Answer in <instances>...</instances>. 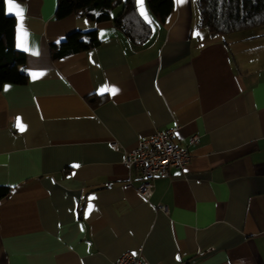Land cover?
Instances as JSON below:
<instances>
[{
	"label": "crops",
	"instance_id": "crops-1",
	"mask_svg": "<svg viewBox=\"0 0 264 264\" xmlns=\"http://www.w3.org/2000/svg\"><path fill=\"white\" fill-rule=\"evenodd\" d=\"M4 4L28 80L0 89V264H264V25L209 36L196 0L163 24L139 3L154 28L135 45L57 0ZM92 28L98 46L51 58ZM169 128L190 162L144 199L125 151Z\"/></svg>",
	"mask_w": 264,
	"mask_h": 264
},
{
	"label": "trees",
	"instance_id": "trees-1",
	"mask_svg": "<svg viewBox=\"0 0 264 264\" xmlns=\"http://www.w3.org/2000/svg\"><path fill=\"white\" fill-rule=\"evenodd\" d=\"M22 1V0H16ZM155 22L163 24L174 8V0H145ZM198 27L209 36H225L243 29L264 25V0H196ZM120 7L117 14L112 11ZM82 13L99 23L111 20L127 39L135 45L145 43L152 35L154 25L139 11V0H57L55 17L62 19L70 14ZM100 44L95 28L73 31L63 40L50 45L52 59L86 51ZM25 54L15 46V19L5 12L0 0V89L4 84H25ZM87 100L93 103L90 97ZM9 187L0 185V199Z\"/></svg>",
	"mask_w": 264,
	"mask_h": 264
},
{
	"label": "built area",
	"instance_id": "built-area-1",
	"mask_svg": "<svg viewBox=\"0 0 264 264\" xmlns=\"http://www.w3.org/2000/svg\"><path fill=\"white\" fill-rule=\"evenodd\" d=\"M175 128L155 131L152 135L138 139L135 146L125 151L124 164L135 168L142 179L137 187L140 196L149 199L154 191V179L158 176H168L171 169L183 170L190 162L191 154L188 148L174 141ZM197 141V135L189 137L190 143ZM118 147L116 141L111 142ZM163 211L166 207L158 205ZM112 264H145L138 254L123 253Z\"/></svg>",
	"mask_w": 264,
	"mask_h": 264
},
{
	"label": "snow or ice",
	"instance_id": "snow-or-ice-1",
	"mask_svg": "<svg viewBox=\"0 0 264 264\" xmlns=\"http://www.w3.org/2000/svg\"><path fill=\"white\" fill-rule=\"evenodd\" d=\"M9 3H11V0H9ZM13 7H17V6L13 5L12 7L9 8V11H12V8H13ZM17 15H20V12H19V11L17 12ZM117 91H118V89H116V88H114V87H113V88L105 87V88H102V89L100 90L101 94H103L104 92H110V93L113 94V95H115ZM16 126H17L21 131L24 130V125L20 122L19 118H17V124H16ZM91 208H92V205L90 204V205H89V210H91Z\"/></svg>",
	"mask_w": 264,
	"mask_h": 264
},
{
	"label": "rangeland",
	"instance_id": "rangeland-1",
	"mask_svg": "<svg viewBox=\"0 0 264 264\" xmlns=\"http://www.w3.org/2000/svg\"><path fill=\"white\" fill-rule=\"evenodd\" d=\"M139 3H142V9H144V7H146L145 5V0H139ZM150 13V12H149Z\"/></svg>",
	"mask_w": 264,
	"mask_h": 264
}]
</instances>
